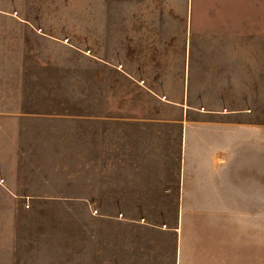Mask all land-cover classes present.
I'll return each mask as SVG.
<instances>
[{
	"label": "crops",
	"instance_id": "0c3cea01",
	"mask_svg": "<svg viewBox=\"0 0 264 264\" xmlns=\"http://www.w3.org/2000/svg\"><path fill=\"white\" fill-rule=\"evenodd\" d=\"M241 1H229L237 6L230 17L242 15L244 26L219 35L205 31L206 0H130V36H186L174 48L184 51L175 55L179 62H145L143 55L144 62H130V72L119 62H75L78 90H38L34 83L2 92L0 195L12 201L0 209L81 215L8 221L0 226V251L10 256L0 254V264H64L56 254L24 256L18 246L21 238L58 231L67 239L59 250L76 253H67L66 264H260L264 0H254L249 14ZM131 43L143 52L168 48L164 41L152 47L150 38ZM57 63L70 69V62ZM120 77L130 81V92L107 84Z\"/></svg>",
	"mask_w": 264,
	"mask_h": 264
},
{
	"label": "rangeland",
	"instance_id": "374dc122",
	"mask_svg": "<svg viewBox=\"0 0 264 264\" xmlns=\"http://www.w3.org/2000/svg\"><path fill=\"white\" fill-rule=\"evenodd\" d=\"M229 1L211 0L209 2V0H206L204 4L202 2V9L206 17L204 18L206 19L205 31L222 35L226 31H234L244 26L245 22L242 23L241 20L245 18H242V15L237 18L230 17L232 13H236L234 9L237 6L230 8ZM81 2L70 0V3L66 1L64 3H30L0 0V95H3L2 92L4 91L14 89L18 84H22L23 88L26 86L30 88L32 84L38 83L36 85L38 90H78V75L75 73L78 66H74L75 62H119L123 65L122 69L130 72V62H144L143 55L146 58L145 62H179L178 58L175 60V55L176 57L183 55V50H175L174 48L175 46L181 47L184 45L187 39L184 35L130 36V0H81ZM195 4L198 5L196 0ZM241 5L246 8V14H249L248 11L251 6L255 5V1L242 0ZM65 6L72 8L71 11L65 12V8H62ZM47 7H56L60 10L49 12ZM73 8L76 9L73 10ZM200 9H196L194 19L199 18L197 14L201 11ZM2 12L10 14L7 13L8 15H6ZM23 14L32 17L24 19L17 17ZM68 15H75V17H66ZM246 22L248 28L254 26L247 18ZM175 26L179 25L175 24ZM240 31L245 30L241 29ZM246 33L250 35L252 33L251 29H247ZM198 37L202 41L206 38L203 35ZM131 38L139 40L140 44L143 38H150L152 47L158 41H164L168 48L163 51L143 52L142 45L130 44ZM134 47L139 49H134ZM14 62H36L37 64L22 67L17 66ZM57 62H70L68 63L70 69L63 68L62 64ZM69 70H72L71 73L74 72L75 74L68 75ZM18 80L23 81V83L17 82ZM88 84H93L92 80ZM107 84L112 85L114 91L130 92V81L121 77L119 80H108ZM88 90H95V87L90 86ZM5 101L4 98L0 97V106L3 105V108L6 106ZM48 101L57 102L59 100L52 99ZM7 106H9L8 102ZM72 134L77 136V132ZM18 199L17 201H20V198ZM8 201L12 200L7 196L0 195V202ZM107 213L108 215L119 213V217L124 214L125 218H130V212ZM151 213L152 216L156 214V212ZM163 213L169 217L170 212ZM80 215L79 211L60 209H0V226H7L8 221L12 222V220L23 222L24 225L28 223L44 224L50 221L78 219ZM83 217H85L84 212ZM51 229L55 231L62 230L59 227L49 228V230ZM58 234L49 237H30V240L21 238L18 240L19 245L17 244L21 250L20 254L41 257L56 254V256H63L64 260L60 259L66 264V255L69 252H66V249L59 250V246L61 242H66L67 239H64L63 235L60 236L59 231ZM0 242H5V239L0 240ZM55 242L57 244H54ZM45 243H47L46 247L42 248L41 246H44ZM56 246H58V249ZM0 254L1 256L6 254L7 257L10 256L8 250L0 251ZM69 254L71 256L76 255L72 251ZM10 259L8 258L9 261ZM16 260L20 261L19 258H16ZM235 263L236 260H232V264ZM260 264H264V210L262 212Z\"/></svg>",
	"mask_w": 264,
	"mask_h": 264
}]
</instances>
